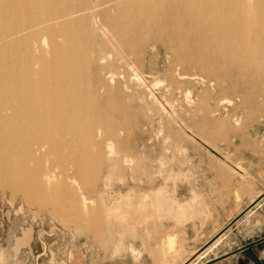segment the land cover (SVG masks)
Masks as SVG:
<instances>
[{"label": "rangeland", "instance_id": "1", "mask_svg": "<svg viewBox=\"0 0 264 264\" xmlns=\"http://www.w3.org/2000/svg\"><path fill=\"white\" fill-rule=\"evenodd\" d=\"M91 14L71 26L93 47L73 57V72L99 116L45 152L47 193L0 176V264H264V63L249 83L206 82L165 36L121 43ZM25 34L1 64L23 60Z\"/></svg>", "mask_w": 264, "mask_h": 264}, {"label": "bare ground", "instance_id": "2", "mask_svg": "<svg viewBox=\"0 0 264 264\" xmlns=\"http://www.w3.org/2000/svg\"><path fill=\"white\" fill-rule=\"evenodd\" d=\"M17 1L20 10L8 1L0 6V18L7 13L16 16L13 26L0 28V56L2 48L16 44L15 36L28 33L19 39L24 43L23 60L16 67L0 62V176L25 180L41 195L48 192L47 183L54 177L52 171H42L45 152L60 148L59 136L76 135L83 130L85 118L100 113L89 106L95 98L74 82L73 69L81 63L73 57L93 49L80 44L79 39L86 37L83 33L71 29L86 11L104 15L102 27L121 43L134 35H140V40L165 36L163 42L169 49L184 54L177 61L190 64L206 82L230 84L246 79L244 83H249L250 73L258 72L264 63V0H107L75 11L67 5L60 11L49 10L47 16L45 8L63 0ZM106 6L122 11L108 16V9L100 11ZM65 18L71 19L62 21ZM54 32L55 38L46 36ZM16 148L22 153L14 163L11 156ZM69 158L76 160L73 155ZM30 161L35 162L32 168ZM64 188L59 185L53 194Z\"/></svg>", "mask_w": 264, "mask_h": 264}]
</instances>
